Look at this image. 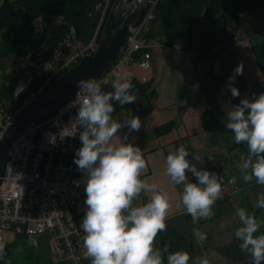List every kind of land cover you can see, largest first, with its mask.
I'll use <instances>...</instances> for the list:
<instances>
[{"label":"clouds","instance_id":"1","mask_svg":"<svg viewBox=\"0 0 264 264\" xmlns=\"http://www.w3.org/2000/svg\"><path fill=\"white\" fill-rule=\"evenodd\" d=\"M243 70V64H239L229 77L227 88L234 97L240 96L234 82ZM76 83L87 89L73 120L82 129L74 163L84 174L86 194L87 208L80 223L83 255L90 258L91 264H165V254L167 264H189L190 259L209 264L206 258H192L187 250L169 251L168 245L161 250L156 246L158 233L167 229L172 198L142 175L146 168L144 153L135 137L130 138L131 131L142 126L140 116L132 114L126 120L113 117L114 102L126 105L137 100L131 80L113 79L111 90H104L102 83L93 80L80 79ZM123 127H128L129 132L114 143ZM225 127L231 130L237 144L247 146L239 164L244 170L243 180H255L264 189V92L233 104L226 112ZM199 159L183 144L166 157V172L174 184L182 186L180 199L194 222L213 216V206L222 195L219 174L198 169L192 161ZM188 173L197 179L191 180ZM149 192L152 195L147 202L134 203ZM255 207L264 213V198L257 199ZM237 215L239 226L234 237L240 241L241 251L249 264H264V236L257 235L260 225L256 217L244 207L237 209ZM197 235L205 238L204 233ZM4 256L5 243L0 241V260Z\"/></svg>","mask_w":264,"mask_h":264},{"label":"crops","instance_id":"2","mask_svg":"<svg viewBox=\"0 0 264 264\" xmlns=\"http://www.w3.org/2000/svg\"><path fill=\"white\" fill-rule=\"evenodd\" d=\"M6 1L0 0V8ZM228 32L231 45H218L209 57H200L197 52L187 50V54L155 53L151 69L142 70L131 65L125 68L121 80H153L157 92L155 110L141 119L139 130L130 133V138L135 137L144 153L143 177L150 183L156 182L157 190L167 191L172 198L167 229L158 233L156 246L161 250L165 245L169 246V251L187 250L192 258H206L209 264H249L241 251L240 241L234 237L239 226L237 209L244 207L253 214L260 225L257 235L264 236V213L255 207L257 199L264 198V189L255 180H243L244 170L239 164L241 153H247V146L234 141L233 133L225 127V119L233 104L264 92V0L252 11L242 13L238 24ZM239 64H243L244 70L234 82L240 89V96L234 97L227 84ZM6 79L12 78L7 76ZM2 82L0 80V92L6 90ZM7 100L0 97V105L7 104ZM126 105L114 104L113 117L126 120L130 115ZM169 123L175 124L171 131L162 135L156 133L157 128ZM128 132V127L121 128L113 142L119 143ZM181 144L200 157L192 161L198 169L218 173L220 182L222 178L232 177L242 187L230 195L222 193L213 206L215 214L196 222L181 202L182 186L174 184L166 172L168 153ZM188 175L193 181L197 179L191 173ZM81 195L79 207L85 212V191ZM151 195V192L142 194L134 203L147 202ZM198 233H204L205 238L199 239ZM189 264H199V261L190 259Z\"/></svg>","mask_w":264,"mask_h":264},{"label":"built area","instance_id":"3","mask_svg":"<svg viewBox=\"0 0 264 264\" xmlns=\"http://www.w3.org/2000/svg\"><path fill=\"white\" fill-rule=\"evenodd\" d=\"M111 1L103 0L96 7L101 19L91 42H81L77 27L59 17L57 26H66L67 32L51 55L38 51L20 58L23 68L15 79L10 101L0 105V144L23 109L45 96L84 57L97 52V36ZM158 1H147L148 10L138 27L132 26L136 21L127 20L129 30L120 54L102 76L93 79L102 83L104 90H111V81L121 79L125 68L131 65L151 69L155 53L187 54L179 44L169 45L161 38L146 39L156 19ZM37 79L39 85L32 88ZM86 93V86L82 87L70 103L27 125L14 141L0 187V241L5 243V256L0 264H5L11 251L4 237L6 232L44 236L52 264H91L90 258L83 255L84 232L80 223L85 212L79 207L83 197L75 190L77 181L84 182V174L74 163L76 150L81 147L82 129L73 120ZM221 184L223 194L242 189L232 177L222 178Z\"/></svg>","mask_w":264,"mask_h":264},{"label":"trees","instance_id":"4","mask_svg":"<svg viewBox=\"0 0 264 264\" xmlns=\"http://www.w3.org/2000/svg\"><path fill=\"white\" fill-rule=\"evenodd\" d=\"M120 1V0H117ZM103 0H7L0 8V63L10 54L18 58L43 52L50 56L59 41L67 32V27H58L59 17H64L68 24H73L83 43L91 42L100 23L101 13L96 7ZM260 0H159L155 8L156 19L153 21L146 39L161 38L169 45L179 44L185 51L197 52L200 57H209L218 45H231L228 30L236 26L244 12L255 9ZM24 9L25 13L19 10ZM138 14L128 20L135 22ZM42 24L36 26V21ZM112 16L109 20V28ZM67 73L64 75L61 83ZM137 97L135 102L126 105L130 115L144 116L155 110L157 92L153 80L143 82L132 79ZM40 79L36 80L39 85ZM57 86V83L54 85ZM12 93L10 94L11 97ZM9 99V98H8ZM174 123L156 129L158 135L168 133ZM11 245L7 264H52L43 259L42 250L46 243L40 236L37 244L30 243L31 236H19Z\"/></svg>","mask_w":264,"mask_h":264},{"label":"water","instance_id":"5","mask_svg":"<svg viewBox=\"0 0 264 264\" xmlns=\"http://www.w3.org/2000/svg\"><path fill=\"white\" fill-rule=\"evenodd\" d=\"M147 1L112 0L97 36V43H99L97 52L84 57L77 66L68 71L61 83L19 113L0 144V187L6 175L10 149L17 137L27 125L53 113L77 97L82 88L76 83L78 80L99 78L109 69L125 44L129 30L128 18L138 14L137 21L132 25L138 27L145 18ZM19 12L25 13V10L21 9ZM111 16L107 30L106 26Z\"/></svg>","mask_w":264,"mask_h":264},{"label":"rangeland","instance_id":"6","mask_svg":"<svg viewBox=\"0 0 264 264\" xmlns=\"http://www.w3.org/2000/svg\"><path fill=\"white\" fill-rule=\"evenodd\" d=\"M148 10V7H147ZM129 19V18H128ZM137 21V19H136ZM129 22V20H128ZM42 24V19H39L36 21V26H40ZM185 50V49H184ZM23 66L22 63L20 62V59L18 58V56L16 54H10L8 57L2 59L1 63H0V80H3V86L6 90H1L0 92V97H2L3 100H7L8 97L10 99V94L12 93V86H14L15 83V79L17 77V75L22 72ZM11 77L12 79H6V77ZM59 84V82H57V85ZM55 86H52L51 88H54ZM2 93H6L5 96L2 95ZM8 99V100H9ZM7 100V101H8ZM10 101V100H9ZM75 190L78 193L84 194V182H81L79 184H77L75 186ZM4 237L6 238V240L10 243V245L15 244V242L17 240H19V236L16 235L14 232H6L4 234ZM32 240H36L37 242L40 240V236H32L31 237ZM44 256L43 259L45 257V260L48 259V252H47V244L45 243V245H43V249H41Z\"/></svg>","mask_w":264,"mask_h":264},{"label":"bare ground","instance_id":"7","mask_svg":"<svg viewBox=\"0 0 264 264\" xmlns=\"http://www.w3.org/2000/svg\"><path fill=\"white\" fill-rule=\"evenodd\" d=\"M3 104V103H2Z\"/></svg>","mask_w":264,"mask_h":264}]
</instances>
